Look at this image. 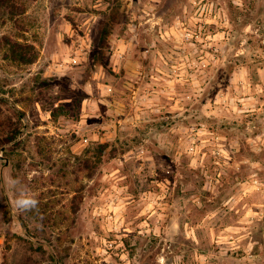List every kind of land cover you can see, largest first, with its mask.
<instances>
[{
  "label": "rangeland",
  "instance_id": "obj_1",
  "mask_svg": "<svg viewBox=\"0 0 264 264\" xmlns=\"http://www.w3.org/2000/svg\"><path fill=\"white\" fill-rule=\"evenodd\" d=\"M1 1L0 264H264V0Z\"/></svg>",
  "mask_w": 264,
  "mask_h": 264
},
{
  "label": "clouds",
  "instance_id": "obj_2",
  "mask_svg": "<svg viewBox=\"0 0 264 264\" xmlns=\"http://www.w3.org/2000/svg\"><path fill=\"white\" fill-rule=\"evenodd\" d=\"M8 181H6V184ZM12 184H16V180H11ZM15 199L13 201V206L15 209L20 213H26L28 211L34 210L38 206V200L35 197V193H32L31 191L27 190H19L18 192H15Z\"/></svg>",
  "mask_w": 264,
  "mask_h": 264
},
{
  "label": "trees",
  "instance_id": "obj_3",
  "mask_svg": "<svg viewBox=\"0 0 264 264\" xmlns=\"http://www.w3.org/2000/svg\"><path fill=\"white\" fill-rule=\"evenodd\" d=\"M5 1H12V0H5ZM3 5V1L0 0V6ZM105 38V37H104ZM20 43L14 42V44H11L13 53L16 55L18 59H20L24 63H33L37 60L38 57V51L35 45H29L31 50H25L22 51L17 46H19ZM27 47V48H29ZM30 51H33V55H29ZM29 55V56H28ZM111 145H113L111 142L106 141V142H100L99 143V149L100 151H105L107 150Z\"/></svg>",
  "mask_w": 264,
  "mask_h": 264
},
{
  "label": "crops",
  "instance_id": "obj_4",
  "mask_svg": "<svg viewBox=\"0 0 264 264\" xmlns=\"http://www.w3.org/2000/svg\"><path fill=\"white\" fill-rule=\"evenodd\" d=\"M100 1H102V0H100ZM136 1V0H135ZM133 2H134V0H129V5L128 6H131L132 4H133ZM125 6V5H124ZM130 9H131V7H130ZM111 41V40H110ZM100 133V132H99ZM100 134H102V133H100ZM85 141H88L89 139L88 138H86V139H84ZM81 142V141H80Z\"/></svg>",
  "mask_w": 264,
  "mask_h": 264
}]
</instances>
